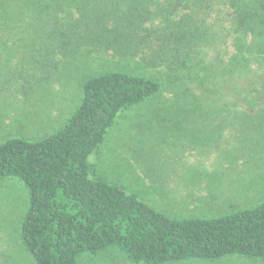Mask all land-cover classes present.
Listing matches in <instances>:
<instances>
[{"label":"rangeland","instance_id":"obj_1","mask_svg":"<svg viewBox=\"0 0 264 264\" xmlns=\"http://www.w3.org/2000/svg\"><path fill=\"white\" fill-rule=\"evenodd\" d=\"M158 1L0 0V144L13 137L38 141L59 131L78 107L88 77L116 72L164 80L156 94L117 115L87 158L93 177L171 219L218 218L264 202V0L202 4L222 26L231 23L222 12L231 10L228 3L254 13L243 42L235 33L226 35L221 51L227 60L205 79L202 56L199 66L171 74L141 62L154 56L121 53L126 37L143 40L140 32L121 31L126 21ZM244 44L249 49H237ZM215 56L221 57L208 49L204 64ZM213 93H221L217 103L210 101ZM27 206L20 180L0 179V264H34L20 240ZM78 264L137 263L110 248L93 259L82 256ZM167 264L264 261L228 256Z\"/></svg>","mask_w":264,"mask_h":264},{"label":"trees","instance_id":"obj_2","mask_svg":"<svg viewBox=\"0 0 264 264\" xmlns=\"http://www.w3.org/2000/svg\"><path fill=\"white\" fill-rule=\"evenodd\" d=\"M204 2L162 0L142 9L121 31L140 32L137 36L143 40L126 37L121 53L134 57L142 51V56H154L142 57L141 62L150 69L163 66L171 74L199 66L202 56V79L212 75L218 71L213 68L219 69L227 60L221 51L226 35L235 33L243 42L254 13L239 12L228 3L231 10L222 12L231 23L222 26L224 21L221 24L218 15V23L213 20ZM121 31L114 34L112 43L118 42ZM208 49L221 57L204 64ZM194 78L192 82L197 81ZM161 84L150 77L96 74L81 83L80 103L59 131L38 141L13 137L0 144V179L16 178L27 189L20 240L34 264H78L82 256L93 259L110 248L137 264L228 256L264 261V202L218 218L171 219L121 187L93 177L87 158L117 115L149 99ZM220 94H211L210 101L217 103L214 99Z\"/></svg>","mask_w":264,"mask_h":264}]
</instances>
